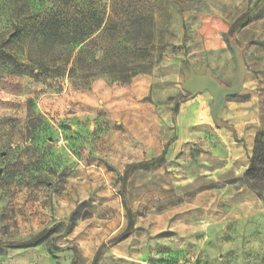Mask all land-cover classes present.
Wrapping results in <instances>:
<instances>
[{"label":"rangeland","instance_id":"obj_1","mask_svg":"<svg viewBox=\"0 0 264 264\" xmlns=\"http://www.w3.org/2000/svg\"><path fill=\"white\" fill-rule=\"evenodd\" d=\"M105 3L121 38H133L120 48L149 54L131 62L162 59L128 83L77 86L68 70L83 45H114L94 32ZM51 18L62 23L55 37ZM84 26L85 43L74 42ZM232 42L245 89L216 125L212 96L182 85L192 68L231 86ZM0 51L16 60L0 58V264H264V199L241 180L264 129V0H0ZM162 157L124 184L130 165ZM124 196L135 225L120 240Z\"/></svg>","mask_w":264,"mask_h":264},{"label":"trees","instance_id":"obj_2","mask_svg":"<svg viewBox=\"0 0 264 264\" xmlns=\"http://www.w3.org/2000/svg\"><path fill=\"white\" fill-rule=\"evenodd\" d=\"M113 9V6H109L106 3L99 5L97 13L98 17L95 20L94 32L98 33V35L102 36L103 38L105 37L111 40L114 45L112 48L101 49L99 52H95L93 54H91L86 44L83 45L82 49H80L79 53L76 55L72 67L68 70V76L71 79L76 80V83L74 82V84H76L77 86L89 88L91 86V83L98 78H104L110 83H128L138 74L150 72L156 65L159 64L162 59L163 51H161L159 58L156 61H154V59H150L148 63H146V65H137L136 63L130 61V57L135 60V58H139L140 56L142 58L147 57L149 56V54H146L142 50H138L137 52H129L126 48H120L121 44L129 42L133 38H121L122 31L118 30L117 23L110 18V12L116 10ZM141 19V17L135 19L134 23H139ZM247 21V18H242L234 23L229 32L230 36H234L237 30L245 23H247ZM49 23V30L52 37L57 36L59 34V29L62 23L58 20H55V18H51ZM86 28L87 27L84 26L79 30L80 36L78 37L77 35L76 37H74V42L85 43L86 39L88 38V34L85 33ZM141 35V31L136 32L134 39L138 40ZM153 36L154 33L153 31H151V39L154 38ZM19 40L20 37L16 33H14L10 36L9 43H15ZM2 57H4L8 61L15 60L12 55L4 51H0V58ZM71 58L72 52L69 54V62L71 61ZM174 112H178V106L175 107ZM164 163L165 158L162 157L152 162H142L130 165L126 169V174L123 178L124 184L127 183L130 174L138 170L153 169ZM241 180L244 184L248 185L250 189L257 192L264 199V129L256 135L254 150L250 159V165ZM123 203L127 210L129 224L127 232L120 238V240L128 238V236L134 230L135 225L133 212L128 207L125 196L123 197ZM78 219L79 215L78 213H75L69 221L70 225L68 226V231L73 228ZM52 234L53 230L43 231L30 240L22 241L16 244L15 248H35L47 241ZM49 251L51 253H56L60 251V248H58L56 245L50 244ZM95 264H98L97 259L95 261Z\"/></svg>","mask_w":264,"mask_h":264},{"label":"water","instance_id":"obj_3","mask_svg":"<svg viewBox=\"0 0 264 264\" xmlns=\"http://www.w3.org/2000/svg\"><path fill=\"white\" fill-rule=\"evenodd\" d=\"M231 49L236 61V75L231 86L222 84L213 76L211 70H208L206 74L199 75L192 68L189 77L184 80L182 85V89L190 95L208 92L212 96L213 103L210 106V115L216 125H224L222 110L226 107L227 99L239 95L245 89L247 69L242 51L235 42L231 43Z\"/></svg>","mask_w":264,"mask_h":264}]
</instances>
